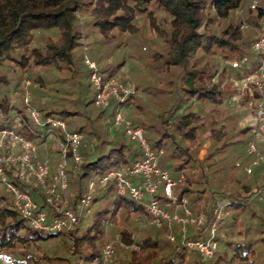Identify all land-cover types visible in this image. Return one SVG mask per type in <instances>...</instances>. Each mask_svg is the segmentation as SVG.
I'll list each match as a JSON object with an SVG mask.
<instances>
[{
  "label": "trees",
  "instance_id": "obj_1",
  "mask_svg": "<svg viewBox=\"0 0 264 264\" xmlns=\"http://www.w3.org/2000/svg\"><path fill=\"white\" fill-rule=\"evenodd\" d=\"M229 1L0 0V130L18 126V133L40 143L50 135L65 140L66 132L83 134L82 163L76 174L68 171V186L75 190L72 209L79 212L78 204L95 177L101 178L109 170L143 157L142 148L138 152L126 143L125 131L106 138L95 125L108 110L114 116L120 104L112 100L106 109L96 107L91 70L88 67L79 72L81 66H87L85 60L84 65L83 61L79 63L81 58H76L75 53L86 37L83 18H89L100 35L110 40L124 33L137 34L140 15L148 17L152 31L165 41L162 51L151 55L157 70L173 75L168 82L170 87L164 88L169 102L160 117L149 114L151 120L139 119L145 129L159 134L151 145L164 150L159 164L164 168L172 165L175 172L186 173L175 193L179 198L188 197L192 208L197 206L195 214L205 212L211 219L217 192L222 193L218 199L230 202L227 209H233L229 217L219 221V231L224 229L225 235H217L219 247L211 258L205 259L196 249L165 242L159 234L168 228L167 223L161 228L151 225L156 235L144 232L141 224H136L134 230L120 231V241L128 247L127 256L121 257L114 250L113 259L107 263L103 253L109 242L107 224H117L122 210L127 211L128 221L133 213L149 219L143 200L119 195L111 180L93 194L91 204L74 226L42 230L18 212L0 180V254L10 264H264V162L247 172L246 166L255 159L247 150L251 127L239 125L233 99L238 92L235 82L260 64L261 56L252 49V43L263 25L264 1L253 8L252 0H238V8L232 7L229 14L220 15L217 6ZM160 12L165 15L160 16ZM54 28L58 29L57 38L47 37L43 45L32 46L37 31ZM244 57H248L247 63L238 68L232 65ZM33 65L57 70L67 67L78 86L73 99L31 101L42 117L41 123L31 118L27 105L11 102L19 69L29 71ZM124 65L122 60L117 68ZM100 70H108L106 77L115 75L113 68ZM42 79L41 75L36 77L38 82ZM134 98L131 95L124 106L135 103L142 107ZM254 98L264 101V81L263 92L255 88ZM250 99L245 94L240 105ZM49 117L64 121L68 128L54 126L48 122ZM206 132L210 133L211 143L205 156L200 157ZM146 139L151 144L152 136ZM258 147L264 154V144L259 143ZM164 155L170 160L166 166ZM68 158L73 160L70 151ZM10 176L20 188L33 194L49 220L61 215L43 194L38 195L37 188L11 173ZM159 197L164 203V198ZM60 200L54 202L59 204ZM240 217L245 223L235 229ZM52 241L56 243L48 246ZM33 248L38 249L37 253Z\"/></svg>",
  "mask_w": 264,
  "mask_h": 264
},
{
  "label": "built area",
  "instance_id": "obj_2",
  "mask_svg": "<svg viewBox=\"0 0 264 264\" xmlns=\"http://www.w3.org/2000/svg\"><path fill=\"white\" fill-rule=\"evenodd\" d=\"M260 1L252 0V7L255 8ZM252 49L260 54V64L253 72L245 75L242 79L235 82L238 92L234 95V102L239 104L245 94H249L251 99L248 101L252 107V123L250 124L251 138L248 143V152L254 154V165L264 162V154L258 147L259 143L264 144V101H256L254 98V89L257 88L263 92L264 81V24L258 29L257 38L252 43ZM248 57L242 58L240 61L232 62L235 68L240 64L247 63ZM85 63L91 70L90 81L95 91L94 104L96 107L106 109L110 106L111 101L115 100L120 104L113 116V127L123 128L125 133L132 139L139 142L143 157L130 160L127 164L109 170L100 178V182L105 184L108 181H114L116 192L121 195H129L134 200L142 201L148 197L146 209L149 214L150 225L161 228L166 223H175L180 226V236L173 232L167 235L170 242L175 245H184L188 249L198 250L205 259L211 258L219 247L217 235L219 234V221L230 213L227 209L229 201H219L213 207L212 218L209 219L205 212L195 214L190 200L184 196L179 198L175 193L177 181L173 178L170 171L159 164V158L164 150L160 149L158 153L153 149L147 141L142 127L135 126L132 121L125 120L122 115V108L128 98L135 92L125 83L121 82L117 77H106L97 66V64L85 56ZM30 92L27 93V111L36 123L42 122L39 112L33 108L30 103ZM48 122L54 126L63 127L65 130V122L55 120L51 117ZM83 134L79 132H66L65 140L57 139L60 148L62 161L57 168V174L54 177V183L48 188V202L53 201V197L57 190H65L68 187L67 182V159L68 152L72 153V158L77 166L82 163V155L80 153V144ZM18 143L22 149L21 153L14 156L5 155L3 151L10 145ZM37 143L28 139L14 129L0 130V180L5 191L12 197L15 208L18 212L29 219L31 224L42 230H61L76 224L86 208L91 204L93 198V190L95 182L90 181L89 189L84 194L78 204L79 212L69 206L68 200L65 201L61 210V215L49 220L46 210L42 209L33 197V194L20 188L10 176L9 169L14 168L15 176L24 182H29L35 178L44 184L50 172V160L45 158L38 159ZM247 172L252 171V166L246 167ZM184 178V176L182 177ZM164 198L162 203L161 198ZM175 206L181 208V212L172 211L170 208ZM189 226L194 227L195 235L188 234ZM104 259L108 260L112 253V245L108 244L104 250ZM0 264H10L0 254Z\"/></svg>",
  "mask_w": 264,
  "mask_h": 264
},
{
  "label": "rangeland",
  "instance_id": "obj_3",
  "mask_svg": "<svg viewBox=\"0 0 264 264\" xmlns=\"http://www.w3.org/2000/svg\"><path fill=\"white\" fill-rule=\"evenodd\" d=\"M237 3L238 0H230L229 2L220 3L217 6V10L219 11L220 15L229 14V10L232 7H237ZM159 15L163 16L165 14L163 12H160ZM137 24L140 28V31L137 34L124 33L120 34L117 38L105 40L94 28L91 20L87 17H84L83 30L86 33V37L83 41H81L82 44L76 48L75 53L76 58H81V60L79 59V63L81 64V62L83 61L82 65H84L85 56L87 55L90 60L94 61L97 64L99 68H113L115 70V77L135 90V92L132 94L133 97L135 96L134 100L136 103L140 101L142 107L137 106V104L135 103L133 106H124L122 108V115L125 120H130L135 126L142 127L144 129V134L146 137L148 135L152 136V145L153 141H155L159 137V134L148 128L145 129L144 126L140 124L139 119L147 120L149 117L148 120H151L149 114H152L153 116H155V118L160 117L161 112L167 105L166 102L169 100V97H167L164 92V88L170 87V85H168V82L173 78V75L159 72L157 70L156 63L153 62L151 57V55L155 51H162V49L165 47L164 39L161 36L157 35L154 31H152L149 19L146 15H140L137 19ZM57 36L58 29L56 28L39 30L36 33V37L34 42L32 43V46L43 45L44 40L47 37L57 38ZM200 54H203V51H201ZM122 60L125 61V65L123 67L117 68L118 63H121ZM80 70L87 71L88 66H81L79 72ZM103 73L106 76L108 70L104 71ZM18 74L19 80L17 79V81H14L15 83H17L16 90L11 92V102L14 104H18L20 106L27 105L26 96L28 92H30L31 94L29 99L30 104L31 101H44L49 103L52 100H59L63 98L73 99L76 97V88L78 86L72 81L71 72L70 70H67V67H64L61 70H57L56 68L52 67H39L33 65L32 68L29 69V71L19 69ZM40 75L43 77V79L41 80L42 82L36 81V77H40ZM83 81L86 83L88 80L85 77ZM159 87L161 88L160 92H162V95L158 90ZM241 103L242 101L239 104H236L235 102V104L237 105L235 106L237 111V120L239 121V125L243 127L249 126L252 123V107L250 106L249 102L244 105H240ZM206 110H208V107H206ZM95 125L98 126V130H100L101 134L106 138H111L117 133L124 132L123 128L113 127V116H110V110H108L106 115H104L100 120L95 122ZM17 128L18 126H16L14 130H16ZM67 128L68 125L67 123H65V130ZM209 134V132H206L203 135V145L199 150L200 157L205 156L207 149L210 146L211 140L209 138ZM125 141L133 148V150H137L138 152L141 151L139 142L135 139H132L127 134H125ZM36 143L38 146L37 158L40 160L49 158L50 172L44 184L40 183L35 178H32L28 183L31 184L33 188H37V190H39L38 195L43 194L48 200V197L50 196L48 193V188L54 183V177L57 174V168L59 163L62 161V157L55 135H50L46 142L40 143L37 141ZM153 149L156 151V153L159 152L158 148L154 147ZM21 151L22 149L20 145L18 143H15L6 148V150L3 151V154H5L6 156L12 154L16 156L20 154ZM163 159L166 161V163L164 162L166 166V164L170 160H168V157H166V155L162 157V160ZM173 161L174 164L175 162H178V159ZM248 166H252L253 168L254 164L252 163ZM166 168L170 171L173 178L177 181L175 188L177 186H180V178L186 175V173L175 172L172 165L166 166ZM66 170L67 180L69 178V174H76L78 168L74 160H71L70 158L67 159ZM14 171V168L11 170L9 169V172L13 176H15ZM68 171L70 172L69 174ZM94 182L95 185L93 194H97L100 190L103 189L101 186L103 185V183L100 182L99 176L95 177ZM224 187L225 185L223 184V188ZM74 194L75 190H73V188H71L70 186H68L65 190H57L56 194L53 197V201L51 202V204H53L55 207V212H59L58 210H61L66 200H68L69 206H72V202L75 197ZM220 195H222V193L217 192V194L214 196L217 202L224 201L222 197L221 199H218ZM55 199H61L62 201H60L62 203L60 202L59 204H56L54 202ZM147 202L148 197H145L143 203L146 204ZM174 207L175 204L171 206V209L173 211H175ZM196 209L197 206H194L193 210L195 211ZM229 210L230 213L233 212V209ZM126 213V210H122L120 212L119 222L117 224H107L106 238L109 239L108 244L112 245V253L107 263L113 259L114 250L115 252L117 251L116 254L120 255L121 257L127 256L126 250L128 247L120 241V231L122 229L130 228L134 230L136 228V224H141L140 227L145 230L144 232L156 235L155 229L151 228L152 226L150 225L148 216L133 213L131 215V220L128 221L125 219ZM230 215H228V217ZM84 216H86V214ZM243 220V217H240L238 219V223L235 229H238L245 223L243 222ZM71 226H74V224H72ZM171 232L177 234V236H180V226L175 223L168 224V228L163 229L159 234V237L168 244L174 245L167 237V235ZM219 232L221 233V235H225L224 229L220 228ZM188 234L192 236L195 235L194 227L189 226ZM55 243L56 241H52L48 244V246H53ZM44 247L42 248L48 250L46 249L48 248L47 246L45 248ZM132 247H136V245L132 244ZM37 250L38 249L35 248L32 249V251L36 253ZM38 253L41 252L38 251Z\"/></svg>",
  "mask_w": 264,
  "mask_h": 264
},
{
  "label": "crops",
  "instance_id": "obj_4",
  "mask_svg": "<svg viewBox=\"0 0 264 264\" xmlns=\"http://www.w3.org/2000/svg\"><path fill=\"white\" fill-rule=\"evenodd\" d=\"M174 208H175V211H179V212L182 211L180 207L175 206ZM172 211H173V210H172Z\"/></svg>",
  "mask_w": 264,
  "mask_h": 264
}]
</instances>
